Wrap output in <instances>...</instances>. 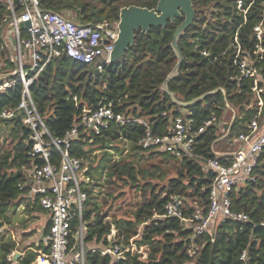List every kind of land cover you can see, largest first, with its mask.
<instances>
[{"label":"trees","instance_id":"obj_1","mask_svg":"<svg viewBox=\"0 0 264 264\" xmlns=\"http://www.w3.org/2000/svg\"><path fill=\"white\" fill-rule=\"evenodd\" d=\"M13 1L20 10V0ZM158 1L40 0V3L43 9L77 23L98 24L119 22L124 6L155 8ZM193 5L195 21L179 42L185 59L169 87L181 101L216 92L188 108L175 104L162 88L177 64L171 43L184 18L169 21L166 27L152 26L148 33L136 31L135 44L120 60L106 64L102 70L67 55L56 57L30 85L35 106L55 138H63L86 111L101 105H110L126 116L143 118L157 136L169 134L178 115L193 116L198 126L213 116L217 118L196 140L195 153L202 158H179L168 152L144 149L139 143L146 134L143 124L113 123L101 135L80 130L71 154L93 165L96 161L103 165L98 176L92 173L95 166L87 172L93 184L86 188L89 197L83 213L85 243L109 244L107 236L115 228L116 242L123 248L136 243L148 251L147 256L128 251L124 258L116 260L111 254L104 255L100 249L91 248L86 253V264H243L240 256L245 250L250 264H264V150L253 171L255 181L247 182L232 194L233 210L245 213L248 220H220L209 232L200 235L192 228L197 222L193 220L195 213L201 212L204 216L208 213L216 178L205 161L219 159L228 163L227 152L234 149L232 139L248 132L253 120L264 119V89L258 94L253 89L254 78L241 77L238 54L241 49L251 55L254 67L263 74L258 85L264 88V51L256 49L259 40L254 32L258 23L264 24V0H245L242 8L237 0H193ZM9 19V4L7 0H0L1 74L10 73L15 67L3 35ZM260 42L264 49V36ZM23 90L22 80H17L13 87L0 93V113L16 108ZM233 111L236 118L228 136L224 137ZM30 133L21 118L0 117V229L10 223V209L27 192L23 185L29 171L45 163L30 156ZM109 144H114L112 149L118 152V158L108 150ZM96 149H106L105 155L102 158L93 155ZM156 156L173 162V175L167 178L165 172L158 174L159 164H152L148 169L139 162L140 158L152 160ZM53 162L60 163L58 153H54ZM149 178L165 180V183ZM127 187L137 188L142 200L129 213L118 215L120 207L112 212L113 203L125 195ZM174 197L183 200L185 218L192 219L189 224L166 215L167 203ZM79 225L80 219L75 218L71 224L72 246L76 243ZM15 248L16 244L5 241L0 232V264H35L48 251L46 247L41 250V245L27 246L24 255L14 262L9 256Z\"/></svg>","mask_w":264,"mask_h":264},{"label":"built area","instance_id":"obj_2","mask_svg":"<svg viewBox=\"0 0 264 264\" xmlns=\"http://www.w3.org/2000/svg\"><path fill=\"white\" fill-rule=\"evenodd\" d=\"M7 2L11 10V24L16 33L18 59L14 60L16 68L12 72L0 75V80H4L0 83V93L13 87L17 80H22L24 90L20 104L14 109L3 110L0 117L21 118L22 123L31 131L30 156L45 162L29 171V177L23 185L27 188L23 196L33 198V201L49 214V224L43 229L42 236V242L48 251L38 257L36 264H86V253L91 248L100 249L104 255L111 254L116 260L124 258L128 251L147 256L148 251L144 246L138 247L133 243L123 248L118 244L115 228L107 236L109 244L91 246L85 243L86 226L83 213L89 197L86 188L93 184L87 174L92 164L71 154L74 141L79 138L81 129L88 131L90 135H101L104 130L110 129L113 123L121 126L137 123L146 127V134L139 142L144 149L168 152L179 158H202L195 153L196 140L209 126L215 124L217 118L213 116L198 126L193 116L178 115L173 119L169 134L157 136L143 118L126 116L116 112L110 105H101L96 110L86 111L63 138L53 137L31 97L30 85L54 58L62 55L85 64H94L102 70L110 63L118 37V22L80 24L56 12L43 9L40 0H20V10L16 8L13 0ZM244 2L245 0H237L240 8L244 6ZM25 22H29L30 26L22 29L21 23ZM254 32L259 40L256 49L263 52L260 42L264 36L263 22L254 27ZM238 54L241 56V77L254 78L253 89L258 94L261 93L264 88L259 87L258 80L263 74L254 67L253 58L249 53L239 49ZM9 76H16L17 79L10 80ZM231 142L234 149L227 152L230 155L228 163L219 159L205 161V166L216 173V178L211 190L208 213L205 216L201 212L193 215V220L197 222L192 228L198 235L209 232L220 220H248L245 213L233 210L232 194L247 182L256 179L253 171L264 150V119L253 120L249 131L238 134ZM108 146V150L114 152V144ZM54 153L60 155L59 164L53 162ZM166 215L183 219L188 224L192 222V219L185 218V205L178 197L167 203ZM75 218L80 219V225L77 227L76 243L72 246L71 224ZM4 228L5 226L0 232H3ZM14 255L15 251L11 252L9 259H13ZM240 260L243 264H250L247 250L242 252Z\"/></svg>","mask_w":264,"mask_h":264},{"label":"water","instance_id":"obj_3","mask_svg":"<svg viewBox=\"0 0 264 264\" xmlns=\"http://www.w3.org/2000/svg\"><path fill=\"white\" fill-rule=\"evenodd\" d=\"M177 18H184L182 23L175 31L171 43L178 60L177 64L168 74L162 88L169 94L175 104L181 106L182 108H188L189 106L197 103L206 96L216 92V90L209 91L202 94L201 96L193 98L192 100L181 101L177 99V97L169 87V82L179 74L181 65L185 59L183 52L179 46V42L181 37L186 33L187 29H189L195 21L196 10L193 5V0H159L155 8H148L137 5L122 7L120 10V19L118 22V37L115 40V47L110 56V63L112 64L120 60L128 51V49L135 44L136 31L142 30L148 33L152 26L166 27L169 21L175 22ZM29 26V22L21 23L22 29H25ZM235 118L236 112L233 111L229 130L224 137L228 136Z\"/></svg>","mask_w":264,"mask_h":264},{"label":"crops","instance_id":"obj_4","mask_svg":"<svg viewBox=\"0 0 264 264\" xmlns=\"http://www.w3.org/2000/svg\"><path fill=\"white\" fill-rule=\"evenodd\" d=\"M3 35L6 41V45L10 50V54L15 55V56L13 55L11 60L16 65L14 60L18 59V46L16 43V33L13 25L9 26L6 30L3 29ZM14 50L16 53L13 52ZM91 166H92L91 168H93L95 165L92 164ZM17 206L19 212L22 213V215L25 213L27 217L32 216L34 219L43 218V224L39 230L35 229L34 227H32L31 229L29 228L28 230L19 227L22 228L21 234L18 232L19 228H16L19 225L18 222L12 224V221H10V223L5 225L3 232H6L7 235L3 233L4 240L16 244V248L13 250L15 251V255L13 256L14 262H17V260L24 255L25 252L24 249L27 246L29 247L31 245L34 246L41 245V250L45 247V245L42 242L43 229L49 224L48 212L42 209L37 203H35L33 201V198H30L25 195L22 197V200L19 202V204H17ZM14 228L17 231H15ZM96 245H98V243L91 244V246H96Z\"/></svg>","mask_w":264,"mask_h":264},{"label":"rangeland","instance_id":"obj_5","mask_svg":"<svg viewBox=\"0 0 264 264\" xmlns=\"http://www.w3.org/2000/svg\"><path fill=\"white\" fill-rule=\"evenodd\" d=\"M11 20H12V18L8 20V22L6 23V25L3 28L4 30H6L9 26H12ZM74 21H76V20H74ZM13 52L16 53L15 50ZM13 55L10 54V58H12ZM103 58H105V56ZM8 68H9V66H6V69H8ZM14 68H16V66ZM0 75H1V73H0ZM13 78H14V76L9 77L10 80ZM105 153H106V149H96L94 151L93 155L96 154L98 156V158H102L105 155ZM113 154H115V156H114L115 158L120 156L117 151H114ZM98 162L99 161H96L95 168L92 170V173L96 176L100 175V173L102 172V168H103V165H100ZM139 162L143 167L148 168V169L151 168L152 164H159L160 165L159 167L161 168V170L158 171V174L160 172H165L167 178L169 176L173 175V173H174L173 172L174 171L173 170V162H168L166 160H162L161 157H159V156H156L152 160H147L146 158L145 159L140 158ZM153 169H155V168H153ZM149 180H153V182H160V184L165 183V180H161L158 178H149ZM124 190L126 191L125 195L123 197H121L120 199L116 200L113 203L114 206L112 207V212H116L117 209L120 207V210L117 212L118 215H123L124 212H126V211H128V213H129V211L135 209L137 204L142 200L141 193L139 192V190L137 188L127 187V188H124ZM10 216H11L12 224H14L15 222L19 223V225L16 228L22 227V228L28 230L29 228L31 229L32 227H34L35 229L39 230L43 224V218L34 219L32 216L27 217L25 215V213L22 215V213L19 212L17 205L13 206L10 209ZM22 228H19V230H18V232L20 234L22 233L21 232ZM14 230H15V228H14ZM15 231H17V230H15ZM3 233L5 235H7L6 232H3Z\"/></svg>","mask_w":264,"mask_h":264}]
</instances>
